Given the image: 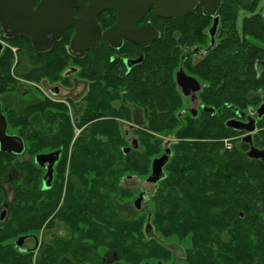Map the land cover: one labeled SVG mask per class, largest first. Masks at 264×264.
I'll return each instance as SVG.
<instances>
[{
	"label": "trees",
	"instance_id": "trees-1",
	"mask_svg": "<svg viewBox=\"0 0 264 264\" xmlns=\"http://www.w3.org/2000/svg\"><path fill=\"white\" fill-rule=\"evenodd\" d=\"M259 3L223 0L216 43L197 61L192 50L209 48L213 25L200 5L181 18L152 13L161 37L147 48L127 43L116 51L102 42L84 58L72 60L66 44L73 31L65 33L48 53L46 65L51 70L71 64L79 68L78 76L88 84L78 122L84 129L75 134L66 107L57 108L61 133H40L41 120L34 119L31 152L61 149V181L49 190L41 188L38 178L32 181L31 230L0 235V264H34L33 253H20L6 241L29 232L39 236L59 222L70 227L85 252L79 248L76 254L73 245L55 237L35 264H58L66 248L73 254L63 253L67 257L61 264H90L89 250L99 247L118 254L125 264L167 262L174 255L166 240L188 243L180 259L187 264H264V159L250 157L243 132L227 125L264 104V48L248 38L264 40ZM240 9L251 15L239 31ZM112 15H101L103 29L115 23ZM114 51L143 54V60L127 72L121 57L111 61ZM180 68L201 82L198 100L215 114L201 109L195 116L186 110L175 77ZM32 108L38 111L40 103ZM136 115L143 119L142 128L125 134L124 124L133 123ZM253 120L254 144L264 147V115ZM169 135L174 142L165 141ZM127 147L131 149L125 154ZM167 149L166 176L150 197L154 208L125 216L118 202L135 197L137 190L121 182L147 178L154 158Z\"/></svg>",
	"mask_w": 264,
	"mask_h": 264
},
{
	"label": "flooded vegetation",
	"instance_id": "flooded-vegetation-1",
	"mask_svg": "<svg viewBox=\"0 0 264 264\" xmlns=\"http://www.w3.org/2000/svg\"><path fill=\"white\" fill-rule=\"evenodd\" d=\"M40 1L37 4L33 1L34 9L38 7ZM84 3L87 4L88 0H85ZM199 5L202 7L201 3H199L198 6ZM73 12L76 17H79L82 13V9L75 8ZM105 13L113 14L112 17H115V23L113 25H115L117 22L118 14L113 10H106L102 12L97 17V21L99 22L101 15ZM152 13L155 14L153 7L140 21V27L146 25L147 23H151L154 26L152 18L150 17ZM211 18L214 22V17ZM112 26H110L109 28H111ZM71 30L73 31V37V35L75 34V29H68L64 32L61 40L55 43V45L49 51L38 52L32 46L31 38L29 35L19 34L16 36L7 37L0 24V133H5L6 137L8 138V142L11 143L10 147H18L16 137L22 139L24 147L23 151L20 153H16L13 150H0V235H3L5 233L12 234L14 233V231L24 230L27 232L31 230V183L34 179H39V182L41 183L40 186L43 190H49L53 187H56L61 181L60 163L63 160V152L61 149L42 151L35 154H32L31 152V135L34 132V119L39 118V120H41V127L39 129L40 133L47 135L61 133L62 121L58 120V115H56L59 113L57 108L59 107L60 110L66 107L68 109V114L70 115L75 134L78 135L84 129V126L78 127V122L79 115L85 107L88 84H84V82L82 81L83 85L80 89H78V83H81V80L78 76L79 68L74 64H71L66 69L60 66V68L51 70L46 65L48 61V53L51 52L54 47L62 41L65 33ZM49 36H51V34H49ZM70 40L66 44V51L72 60L82 59L90 51L88 50L83 57H76L72 55L67 48V46L70 44ZM102 42L106 41L102 39L101 43ZM127 43L136 45L131 41L123 39L122 46L119 48L113 47V49L116 51L120 50ZM31 48L33 51L31 50ZM192 51L193 55L195 56V60L201 58L205 53V49L203 48H199L196 53H194V49ZM142 55L143 54H139L137 56H121L119 52H115V54L111 56V61H114L115 59L121 57L126 66L123 69H127L128 72L132 71L138 64L142 62ZM189 55H191V50H189L187 53V56ZM123 74H125L124 71L121 72L120 75L122 76ZM80 92L82 95L80 94ZM181 92L185 99L186 110H189L195 116L199 114L201 109L204 110V106H202L200 101L198 100L197 95L199 91L196 93L194 98L192 94L185 96L182 89ZM37 103H40V108H38V111L37 109L32 108V106ZM136 112L137 110L135 111V113ZM243 113H245V116L242 117L240 114L239 117H233L232 119L241 121L243 124H247L250 119L253 120L258 116L257 109H251L250 111ZM140 124L141 121L139 118L135 119L133 123H125V134H132L133 131L142 128L140 127ZM238 130L243 132L241 136L243 140L249 145V149L247 150L248 154L251 146H255L253 139L257 129L252 132H247L241 129ZM255 147L264 150V147ZM54 152H57L58 154H56L53 158L54 166L51 186L47 189H44L43 187L45 182L47 183L49 181V176L46 177L48 168L36 163L35 157L39 154H50ZM146 179L147 178H144L142 180L145 181ZM66 182L64 191H66L67 189ZM140 193H143L144 199L141 203V209H138V212L144 211V203H146L145 200L149 198V194H147L143 190L139 191L137 197L140 195ZM57 228L59 229V233L57 236L61 240L65 239V241H68L69 244L78 246L79 249L80 245L78 241L73 239V234L71 233L70 227L67 224H64V222L57 223L56 226L52 229L43 228L42 232H48L49 230L53 231ZM19 238H24L22 247H19V245L17 244V240ZM54 238L55 237H53L52 239ZM35 240L37 242L40 241L39 236L37 234L29 232L28 234H20L16 238L9 239L6 242H8L9 245L13 246V248L15 247L18 252L29 254L34 252L32 242H34ZM45 246V242L42 243L40 241L38 247L35 248V253L38 251L40 254L44 250V248H47ZM80 248L81 251L85 252L82 247ZM93 253L94 252H92V250H89V261L91 264H95V254ZM76 254H79V251L76 252ZM113 255H111L110 252L105 253V255L101 257L102 264H125L120 260L118 254L114 253ZM75 256L76 257L74 258H76L77 260L78 256ZM64 257L67 256L63 254L60 255L58 264H61ZM147 262L151 264H187L183 260H176L175 257L172 258V260L169 262L155 260L146 261L145 263Z\"/></svg>",
	"mask_w": 264,
	"mask_h": 264
},
{
	"label": "water",
	"instance_id": "water-1",
	"mask_svg": "<svg viewBox=\"0 0 264 264\" xmlns=\"http://www.w3.org/2000/svg\"><path fill=\"white\" fill-rule=\"evenodd\" d=\"M84 1L41 0L38 7L34 9L32 0H0V24L7 37L19 34L29 35L32 46L38 52L49 51L55 43L61 40L65 31L73 28L75 34L67 46L68 51L76 57H83L88 50L97 49L101 45L102 39L114 48L121 47L123 39L136 45L148 47L161 36L160 31L151 23L139 26L142 18L146 16L152 7L154 13L159 17L166 19L181 18L192 13L201 3L203 14L214 17L213 25L209 30L210 46L205 49V52H207L216 43V33L219 25L217 14L223 2V0H88V3L85 4ZM75 8L82 9L79 17L74 15ZM106 10L116 11L118 18L115 25L103 30L97 21V17ZM198 49V47L195 48L194 53ZM176 80L185 96L192 94L194 98L201 89L198 79L188 75L184 68H180L177 72ZM204 110L215 113V109L212 107L204 106ZM257 113L259 118L264 115V104L257 109ZM241 116H245V113H241ZM227 125L247 132L256 130L255 121L251 119L247 124L232 119L227 122ZM16 140L18 147H10L11 143L8 142L5 133H0V150L22 152L24 148L23 141L18 137H16ZM133 146H138L137 140H133ZM130 149V147L124 148L125 154ZM56 154L58 153L39 154L35 157L36 163L48 168L46 177L49 176V181L45 182L44 189L51 186L53 158ZM170 154V149H167L162 156L154 158L151 173L145 180L146 183L157 185L159 181L165 178L164 167L169 161ZM248 155L255 159H264V150L252 145ZM143 199L144 195L140 193L134 200L136 209H141ZM23 241L24 238L17 240L19 247L23 246Z\"/></svg>",
	"mask_w": 264,
	"mask_h": 264
},
{
	"label": "rangeland",
	"instance_id": "rangeland-1",
	"mask_svg": "<svg viewBox=\"0 0 264 264\" xmlns=\"http://www.w3.org/2000/svg\"><path fill=\"white\" fill-rule=\"evenodd\" d=\"M260 11L262 12V14L264 16V0H260V3H259V7L257 9V12H260ZM250 15H251L250 12H247L244 9H240V11L238 13V18H237V27H238L239 31L241 30L243 19L246 16H250ZM248 38L254 44H256V45L264 48V40H261V39L255 38V37H251V36H248ZM80 80H81V83H78V89H80L82 87L83 82H84V84H87V82L84 79L80 78ZM80 94H81V92H80ZM137 118H139L141 122L143 121V119H142L141 116L137 115L135 119H137ZM164 139H165L166 142H169V141L170 142H174L175 141L173 139V135H169L168 137H165ZM142 179L143 178H140V179H131V180H126L125 179L124 181L121 182V186H123L124 188L132 189V190H137V192L135 194V197H132V198H129V199H125L122 202H118V207H120L121 212L125 216H137L139 214V212H138L139 210L136 209L135 206H134V200L136 199L137 194L139 193L140 190H143L147 194H149V198L146 197L147 199L145 200L146 203H144V209L143 210L145 212H147V210H149V209L152 210L154 208V203L152 202V200H150V197L152 196V193L154 191V185L151 184V183H145V181H143ZM58 233H59V229L58 228L56 230H53V231H50V230L48 232L44 231V232H42V233L39 234V240L42 243L45 242V244L52 243L53 240H54L52 238L53 237H58L57 236ZM40 241L37 242L35 240L34 242H32L33 243L32 246L34 247V249H33L34 252H32L34 254L33 255L34 264L37 263L38 257L40 255L38 251L35 253V251H36L35 248L38 247V244H40ZM166 243L168 245H171V248L173 249V255H174L173 257H175L176 260L182 259L181 257L184 258L185 252H186V248L189 247L188 243H182V242H178L176 240H166ZM74 247L76 249H78V246L74 245ZM80 247H81V245H80ZM68 249L69 248L64 249L61 254H63V253H72V251L71 250L69 251ZM92 252H94L93 254H95V263H100L101 262V257L103 255H105V253L110 252L111 255L114 254L113 252L104 249V247H99L96 250H92ZM77 260L78 261H81L82 259L81 258H78ZM167 262H169V261H167ZM144 263L145 262H143V264Z\"/></svg>",
	"mask_w": 264,
	"mask_h": 264
},
{
	"label": "bare ground",
	"instance_id": "bare-ground-1",
	"mask_svg": "<svg viewBox=\"0 0 264 264\" xmlns=\"http://www.w3.org/2000/svg\"><path fill=\"white\" fill-rule=\"evenodd\" d=\"M184 264V263H183Z\"/></svg>",
	"mask_w": 264,
	"mask_h": 264
}]
</instances>
